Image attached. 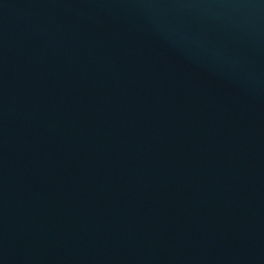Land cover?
I'll return each instance as SVG.
<instances>
[{"label":"water","instance_id":"obj_1","mask_svg":"<svg viewBox=\"0 0 264 264\" xmlns=\"http://www.w3.org/2000/svg\"><path fill=\"white\" fill-rule=\"evenodd\" d=\"M0 264H264V0H0Z\"/></svg>","mask_w":264,"mask_h":264}]
</instances>
